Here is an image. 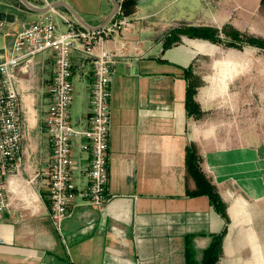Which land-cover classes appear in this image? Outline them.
Wrapping results in <instances>:
<instances>
[{
    "label": "crops",
    "instance_id": "crops-1",
    "mask_svg": "<svg viewBox=\"0 0 264 264\" xmlns=\"http://www.w3.org/2000/svg\"><path fill=\"white\" fill-rule=\"evenodd\" d=\"M263 4L261 0H136L128 15L132 27L106 43L116 50L128 42L111 83L109 202L99 209L76 195L71 215L60 228L51 217L47 186L52 145L45 118L52 101L54 57L51 52L38 54L27 68L15 67L25 137L20 166L12 164L6 179L10 205L0 221V264H186L187 245L200 263L212 236L224 229L218 264H264V135L253 141L249 126L238 131L207 122L204 115L198 119L188 114L185 70L196 75L204 58L217 52V43L182 35L181 42L164 47L177 27L211 26L222 37L228 27L241 31L243 19L248 22ZM71 6L89 25L99 27L106 24L114 2L77 0ZM0 8L16 15L0 32V60H4L12 54L9 33L43 14ZM57 9L76 19L66 8ZM72 59L74 86L81 99L75 119L72 105V124L86 128L93 61L79 50ZM195 98L203 110L198 91ZM84 143L73 139V182L79 190L90 181L91 150ZM189 145H194L202 170L226 203L228 219L208 196L187 195V188H196L194 179L187 177Z\"/></svg>",
    "mask_w": 264,
    "mask_h": 264
},
{
    "label": "built area",
    "instance_id": "built-area-1",
    "mask_svg": "<svg viewBox=\"0 0 264 264\" xmlns=\"http://www.w3.org/2000/svg\"><path fill=\"white\" fill-rule=\"evenodd\" d=\"M117 14L97 29H89L69 15L53 8L32 23L12 30V54L0 60V221L9 208L7 176L11 165L20 166L22 142L25 137L19 110V93L15 87L13 70L27 68L35 56L51 52L54 57V77L49 92L52 96L45 128L52 145V157L48 172V193L51 217L60 228L71 215L76 195L84 196L99 209L109 202L110 131L112 126L111 97L112 77L117 62L125 55L128 42L116 50L106 43L124 30L132 27L131 19L124 12L127 0H116ZM48 6L51 0H39ZM53 15H57L65 29ZM7 21L0 20V32ZM79 50L85 59L93 61V85L90 96L91 116L86 128L72 124L71 110L74 101L73 52ZM84 148H90L89 184L85 189L73 182L76 162L73 158V139Z\"/></svg>",
    "mask_w": 264,
    "mask_h": 264
},
{
    "label": "rangeland",
    "instance_id": "rangeland-1",
    "mask_svg": "<svg viewBox=\"0 0 264 264\" xmlns=\"http://www.w3.org/2000/svg\"><path fill=\"white\" fill-rule=\"evenodd\" d=\"M65 1L75 5L77 0ZM141 1L144 3L146 0ZM33 3L41 5L38 1ZM22 5L19 0H0V6L25 10ZM240 26L242 32L264 38V4L248 22L243 19ZM232 28L228 27L227 32L230 33ZM223 38L224 41L229 40L225 32ZM216 46L217 52L205 57L196 70L200 79L199 100L205 109L203 119L229 125L238 131L249 126L253 129L254 141L264 135V48L248 44L235 48L225 42ZM79 93L76 86L74 119L81 107Z\"/></svg>",
    "mask_w": 264,
    "mask_h": 264
},
{
    "label": "trees",
    "instance_id": "trees-1",
    "mask_svg": "<svg viewBox=\"0 0 264 264\" xmlns=\"http://www.w3.org/2000/svg\"><path fill=\"white\" fill-rule=\"evenodd\" d=\"M36 2V0H29ZM264 3V0H261ZM136 5V0H128L124 5V12L128 16L132 9ZM23 6V5H22ZM24 9L28 10L25 6ZM182 35H187L191 38H203L212 41L213 43H223L229 47L243 48L245 44L264 48V38L248 35L235 28H232L231 32L227 34L229 40L224 41L221 36V32L218 28L211 26H193L187 25L185 27L174 28L170 35H168L164 41V47L168 48L181 42ZM185 76L189 81L185 105L188 114L195 118H201L204 115V111L201 108L200 103L196 100V94L198 87L200 86V79L191 72L190 69L185 70ZM201 158L195 149L194 145H189L186 149V168L187 177H192L196 183V188L191 190L187 188V195L200 196L206 195L209 197L211 204L214 208L225 218L228 219L226 209L227 205L223 201L221 195L218 192L216 185L207 177L201 167ZM225 236V229L220 233L214 234L209 246L205 249L202 261L199 263L194 256L190 246L186 248V264H218V261L223 252V240Z\"/></svg>",
    "mask_w": 264,
    "mask_h": 264
},
{
    "label": "water",
    "instance_id": "water-1",
    "mask_svg": "<svg viewBox=\"0 0 264 264\" xmlns=\"http://www.w3.org/2000/svg\"><path fill=\"white\" fill-rule=\"evenodd\" d=\"M25 7H27L29 10L39 13H46L50 11L53 8H66L69 12L73 14V16L77 19L78 22H80L82 25L89 29H97L99 27H93L89 25L87 22H85L82 17L75 11V9L69 5L67 2L64 1H54L48 6H41L37 5L29 0H19ZM114 2V9L109 15V18L106 23H108L118 12V3L116 0H113ZM16 19V15L10 12H7L5 10H2L0 8V20L7 21V22H14Z\"/></svg>",
    "mask_w": 264,
    "mask_h": 264
}]
</instances>
